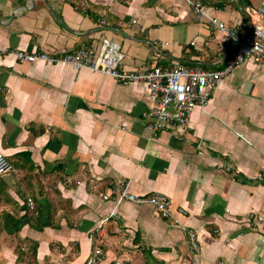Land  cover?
Masks as SVG:
<instances>
[{
  "label": "crops",
  "instance_id": "obj_1",
  "mask_svg": "<svg viewBox=\"0 0 264 264\" xmlns=\"http://www.w3.org/2000/svg\"><path fill=\"white\" fill-rule=\"evenodd\" d=\"M201 1L241 34L264 6ZM105 37L132 70L176 61L219 69L233 51L185 0H0V152L15 168L0 175V264H85L125 186L168 196L180 225L125 200L95 234L98 264H264V62L236 66L187 127L153 133L145 82L13 54L62 56ZM28 197L36 212L11 233Z\"/></svg>",
  "mask_w": 264,
  "mask_h": 264
},
{
  "label": "built area",
  "instance_id": "obj_2",
  "mask_svg": "<svg viewBox=\"0 0 264 264\" xmlns=\"http://www.w3.org/2000/svg\"><path fill=\"white\" fill-rule=\"evenodd\" d=\"M200 19L206 18L209 23L224 32L225 42L233 44L232 54L226 60L224 66L219 69H207L200 65H188L182 61H176L169 66L156 65L149 69H127L118 66L123 54L118 50L116 42L109 38H103L98 49L82 46L74 51L66 52L62 56H54L48 52H28L16 49L13 54L20 63H33L38 60L45 62H66L74 68L88 67L93 70L112 76L119 82L129 84L133 82H145L148 86V98L151 106L146 112L149 125L153 133H158L171 126L185 128L189 124L190 117L197 107H205L209 102L214 89L223 78L236 66L252 59L256 63L264 62V6L256 9L260 21L252 23L246 33H239L236 27H230L218 17L210 15L201 0H185ZM105 24V20L101 21ZM7 50V49H6ZM0 48L1 52H6ZM15 170L14 165L4 153L0 152V175ZM259 179L264 174L258 175ZM105 199L108 194H103ZM125 200L137 203H149L154 206L157 213L167 219H171L172 226L180 225L178 218L171 210L172 200L161 193L150 196H140L123 188L114 199L113 208L99 222L96 231L90 236L94 244L93 250L85 264H98L102 260V248L95 244V234L102 238L106 223L118 217V209ZM36 212L35 202L32 197L27 198V216L31 217ZM184 213V210H180ZM190 243L194 250L199 252L195 231H189ZM104 242V240H103ZM116 264H122L117 261ZM219 264H224L220 262Z\"/></svg>",
  "mask_w": 264,
  "mask_h": 264
},
{
  "label": "trees",
  "instance_id": "obj_3",
  "mask_svg": "<svg viewBox=\"0 0 264 264\" xmlns=\"http://www.w3.org/2000/svg\"><path fill=\"white\" fill-rule=\"evenodd\" d=\"M28 216H23L22 217V219L20 218L19 220H15V221H13L12 223H13V227L12 228H10L9 226H8V230L11 232V233H14V232H16V231H18L19 229H20V224L22 223V221L23 220H27L28 218H27ZM7 223L9 224L10 223V221H7Z\"/></svg>",
  "mask_w": 264,
  "mask_h": 264
},
{
  "label": "rangeland",
  "instance_id": "obj_4",
  "mask_svg": "<svg viewBox=\"0 0 264 264\" xmlns=\"http://www.w3.org/2000/svg\"><path fill=\"white\" fill-rule=\"evenodd\" d=\"M93 250V249H92Z\"/></svg>",
  "mask_w": 264,
  "mask_h": 264
}]
</instances>
